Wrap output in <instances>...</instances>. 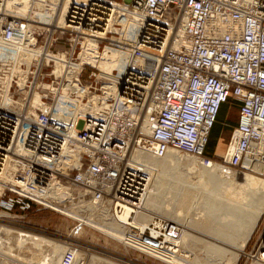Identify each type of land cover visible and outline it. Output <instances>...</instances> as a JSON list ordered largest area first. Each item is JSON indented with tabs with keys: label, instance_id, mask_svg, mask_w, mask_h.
Here are the masks:
<instances>
[{
	"label": "built area",
	"instance_id": "obj_1",
	"mask_svg": "<svg viewBox=\"0 0 264 264\" xmlns=\"http://www.w3.org/2000/svg\"><path fill=\"white\" fill-rule=\"evenodd\" d=\"M123 2L71 3L57 37L72 69L70 77L62 75L58 99L68 104L62 109L46 102L34 113L5 106L20 74L0 75V195L10 192L16 202L51 208L91 203L122 213L130 207L133 221L144 210L150 179L132 151L155 158L176 152L209 166L215 161L206 145L224 105L235 109V119L216 163L238 173L253 171L250 164L264 165V0ZM54 5V0H0V46H25L30 33L37 45V24L53 20ZM131 21L137 26L116 94L99 112L76 116L72 100L84 101L90 91L80 96L68 84L86 87L87 64L74 70L84 44L114 41L112 27ZM133 232L148 245L174 249L173 223L165 218L151 215L143 230ZM62 243L67 249L60 264H92L83 242ZM258 255L264 259V237Z\"/></svg>",
	"mask_w": 264,
	"mask_h": 264
},
{
	"label": "rangeland",
	"instance_id": "obj_2",
	"mask_svg": "<svg viewBox=\"0 0 264 264\" xmlns=\"http://www.w3.org/2000/svg\"><path fill=\"white\" fill-rule=\"evenodd\" d=\"M121 1L123 2V0ZM126 1L128 0H124V2ZM124 2L123 4H125ZM127 24L128 22H121L119 25H116V27L123 28ZM129 24L134 25L132 21ZM37 25H39V37L36 46L41 47L42 49H48V47H50V51L55 54H58L59 52H65L64 45L60 43L59 39L57 40V37L60 34L59 28H57L55 31L48 30L45 28L50 26V23L47 21H43ZM109 37L114 39V41L107 40L101 43L103 48L106 45L117 49H123L126 47L125 44L118 42L121 39V34L119 32L114 31ZM96 47L97 44L93 42V48L91 47V50L93 49V61L89 60L88 56H85L84 53L83 62H93L94 65L98 66L101 70L104 69V71L101 73L98 68L87 65L82 75V85L89 87V91L91 93L88 92L86 94L84 102H87L89 98L93 97V86H98V88L102 87L100 80H103L104 77H109L110 81L103 87L109 88L108 91L115 89V75L118 73L116 70L120 69L119 60L116 61L115 65L106 68L103 63L104 57L102 55L99 56L96 54L98 52L94 51ZM21 66L22 69L26 70L25 65ZM54 69L55 67L53 61H51L50 64L44 66H40L38 64L32 65L28 72L29 78L27 82L24 85H20L19 83L13 84L11 95H13L15 101L20 103L24 110L28 109L30 106L35 91L41 94L43 102L52 105L59 104L60 99H58V97L62 94L65 86L62 84L63 76L56 75L54 73ZM112 70H114V73L110 76L109 74L112 72ZM102 76L104 77L99 79V77ZM37 79L38 84L32 82L37 81ZM84 88H81L80 86L79 90L81 91ZM98 92L100 94V91ZM61 104L64 107L65 105H68L64 102ZM95 104H99L97 99H95ZM36 107L37 106H33V109ZM74 107L77 108L78 112H85L83 109H81V107H79V109L77 104L74 105ZM234 115L235 109H233L231 105H225L220 117L215 123L216 125L213 129L214 138L212 139L213 147L211 148L212 151L209 155L215 161V164H217L216 162H218L219 156H221L224 151L227 139L232 130V125L234 124ZM59 116L64 115L59 114ZM177 154L179 153H172L165 159L149 157V160H154L153 162L156 163V166L151 168L153 169V171H151L153 176L152 184L153 181H160L161 185L162 183L164 185L163 187L161 186V189L158 192L154 193L150 199H148L149 203L146 201L145 207L149 208L147 210L151 213V215H157L165 218L168 221H171L173 223V228H181L182 225L186 226L188 232L192 234L190 235L191 237L188 241L194 243V246H198L195 249V255L198 257H190L189 259H191L195 264H202L201 262L204 257L199 256H202V253L204 252V244H208L209 246L211 244L210 242L221 240L223 243L225 242L224 244H228L230 246V243L219 237L223 236L219 232V229H224L225 226L233 223H229L230 221H228L234 218L231 213L228 212L230 209L231 211H234L232 210L231 205L235 204L240 206L238 209L244 206L243 208H247V210L249 206H251V211H257L256 209L258 206L255 204H260L259 201L262 199L260 197H262V192H264V172H259V170H253L252 168L251 170L253 171L243 172L249 177L252 187H243L242 184L244 179L238 176L236 177V184L220 187V185L214 184L216 182H222L217 177H215L213 181L211 180V182L207 179H204L202 176L201 179H199L200 173L197 170L196 172V168L190 165L194 161L199 160L198 158L182 154V156L191 158L190 163L182 164L177 158H171L173 155L176 156ZM223 170L226 173H235V171L227 168H223ZM186 180H193L192 183H194L192 184V190H189L190 194H186V196L183 197L184 195L180 193L181 198L179 194L176 195L175 199V193L177 192L176 185L180 184L181 181ZM204 180L206 182H203ZM215 180L217 181L215 182ZM152 184L149 192H152ZM261 188L263 189L262 192L260 191L262 190ZM250 189H254L255 192H253V190L251 191ZM187 190H184L183 192L185 193L186 191L187 193ZM178 198L181 200L186 199L187 204L177 203L179 202ZM258 199L260 200L258 201ZM14 200V195L10 192H7L6 195H0V220H2L1 227L8 228L4 235L5 241H3L4 257L2 254L1 257L9 260L10 264H41L45 260L42 258L47 257V261L51 262L50 264H60L63 251L67 248V244L62 243L64 241L66 243H69V241L83 242L85 244V250H83V252L86 253V260H90V263L92 262V264H118L128 260L135 261L138 264H170L134 247L124 246V244L121 242L105 236L103 233L90 227L85 222L81 223V221H78V219L72 217V215L79 216L82 219H85L86 217V220H94L100 224H103L104 222L110 221V211L108 209H103L96 212L93 208L88 212L83 213L80 212V210H70L62 206H57L53 209L51 207L42 206L27 200H24L23 202L20 200L16 202ZM160 202L161 205L165 204V206L163 205L161 208L163 211L157 206ZM174 203H177L178 206H181L179 208H183L178 209L180 214L176 210ZM245 203L248 204V207ZM148 204L153 205L152 209H150L151 207ZM60 210L70 212L71 215H68ZM251 213L253 214L254 212ZM175 214H178V217L181 219L180 221H176L174 219ZM196 221H199V225H193V222ZM143 223V220L138 219V223H135V225L141 224V228ZM127 227L132 229L130 226ZM179 234L177 233L176 236H180V239L185 238L183 233ZM218 234L220 235L218 236ZM263 237L264 210L259 223L251 236V239H249L246 247L243 249V252L236 259L234 264H256L255 261L257 259L255 256H257L258 247ZM191 238H195V240H192ZM50 242L53 243L51 244ZM187 245L191 246V244ZM183 249L185 248H181V251ZM214 250L216 249L214 248ZM215 254H217V252H215ZM215 254L213 257H205V259L207 258L208 260L207 262H209L208 264H228L229 260L232 259L231 255L229 254H227L225 257H217ZM78 259L79 263L83 261V253L78 254ZM198 259L201 262H199Z\"/></svg>",
	"mask_w": 264,
	"mask_h": 264
},
{
	"label": "bare ground",
	"instance_id": "obj_3",
	"mask_svg": "<svg viewBox=\"0 0 264 264\" xmlns=\"http://www.w3.org/2000/svg\"><path fill=\"white\" fill-rule=\"evenodd\" d=\"M75 1L79 2L82 0H54L55 4H57V5H54V7H53V9H54L53 20L47 21L48 23H50V26L45 27V28H47L48 30H51V31L52 30L55 31V30H57V28L64 27L66 17L68 15V12H69L70 7H71V3L75 2ZM102 1H104V0H102ZM40 12H42V11H40ZM39 14H41V13H39ZM132 22L134 23V25H130L129 24L130 22H128V24L123 28H118L116 26H113L111 29L112 32L115 31V32H119L121 34L120 41H122V44H125V46H126L123 49H117V48H114V47H111L108 45H106L103 48L101 45H98V43L96 41H93V40H88L84 44L83 51L80 55L81 56L80 57L81 58V64H80L79 68H76L74 70L80 71V69L82 68V65L87 64L90 66L97 67L101 71V73L104 71V69L101 70L98 66L94 65L93 62L92 63L87 62V61L83 62V54L84 53H85V56H88L89 60L93 61V55H92L93 49L91 50V47L93 48V42L97 44V47L94 50V51L98 52L96 54H98L99 56L102 55L104 57V62H103L104 66H106V68L109 66L111 67V66L115 65L117 60H119L120 69L116 70V71H118V73H117V75H115L116 76V81L114 84L115 89H112V91H108L109 88L103 87L105 84L109 83L110 78L102 76V77H99V79L104 77L103 80H100L101 81L100 84L102 85V87L99 88L101 90L100 94H98V93L94 94L93 93L94 94L93 98H90L87 102H84V101L80 100L79 98L72 100V102H75L77 104L78 108L81 107V109H83L85 111L84 113H82L81 111L78 112L77 108L75 107V110H76L75 114H77L76 116H78V115H82V116L93 115V114L99 112V110L103 106H105L107 104V102L116 94L117 89H118V82H119L120 76L122 75L124 68H125V64L129 58L130 45H131L132 40L134 38L135 27L137 26L136 21H132ZM30 44H31V46H30ZM51 61L54 62V67H55L54 73L56 75H64V76L70 77V74L72 73V69H67V67L69 66V60L67 59L65 53L61 52V53L55 54V53L51 52L50 50L42 49L41 47L36 46V37L31 33L29 34L28 43L25 44V46H16V47L9 46V45H1L0 46V75L6 74V73H9L12 71L18 72L20 74V77H18L20 85H24L27 82V80L29 78L28 72H29L30 67H32V65L38 64L40 66H44V65L50 64ZM21 65H25L26 70L22 69ZM101 68H103V67H101ZM113 73H114V70H112V72H110L109 75L111 76V74H113ZM68 86L73 91L78 92L80 94V96L86 94L88 92L87 89H89L88 87H85L83 90L80 91L79 90L80 85H78V84H68ZM94 88L97 89L98 86H95ZM95 99L98 100V102H99L98 105L95 104ZM3 104L5 106H8L9 108H12V109H17V110L21 109L20 103L18 101H15V99L13 98V95H11V94L4 98ZM39 105L43 106L42 97H41V94L39 92L35 91L33 94L31 104L27 109V112L28 113H34L35 111L33 110V106H39ZM57 108L58 109L63 108V105H61V103H59V104H57ZM220 112H221V110H220ZM220 112H219V114H220ZM149 129H150V122L148 119H146V121H144L143 130L146 133H148ZM172 153H175V152L168 153V155H166V157H164V158H156V159H165L169 155H171ZM174 155L171 157L172 159L177 158L179 160V162H181L182 164L190 163L191 158L186 157V156H182V154L181 155L177 154L176 156H174ZM132 156L135 159H138L139 161H142V163L144 162L146 164V166L148 168L149 179H150V186L148 188L146 198L144 201L145 202L144 203V210H142L140 212V214H138L133 221H130V218H129V216L131 214V208L130 207H126L122 213L111 212L110 208H107V207L102 208L100 206H95L94 204H91V203H85L83 205H71V206H66L64 208H68L70 210H80V212H83V213L88 212L90 209H93V208L96 212L103 210V209H108L110 211V213H109L110 221L104 222L103 224H100L94 220L93 221L92 220H86V217H85V219L84 218L82 219L79 216H73V215H72V217L75 219H78V221H81V223L85 222L90 227H92L95 230H98L101 233H103L105 236L121 242L122 244H124V246L134 247V248L139 249L143 252L151 254L155 258H158V259L165 261L167 263H170V264H195L189 258L190 257H198L195 255L196 254L195 249L198 246H194L193 245L194 243H192L191 241H188L189 238L191 237L190 235H192V234H190L188 232L186 226L182 225L181 228H176V227L173 228L176 235H177V233L178 234L183 233L185 235L184 239H180V236H176L173 238L174 239V242H173L174 249L173 250L165 248V247H163V245L154 246V247L151 245H148V244L144 243L141 240V238H139L138 235H136L133 232V227L138 228V230L139 229L143 230L145 228V226H146L145 223H147L151 218V213L147 210L149 208L145 207L146 201H147V203H149L148 199H150V197L154 193L158 192L161 189V186L163 187L164 184L162 183V185H161L160 181H155V182L153 181V184H152L153 176L151 174V171H153V169H151V168L155 167L156 163L153 162L154 160L153 161L149 160V157H152V158H155V157H153V156H151L145 152H140L137 150L132 151ZM190 165L192 167H195L196 168L195 171L197 170L200 173V175L198 174L199 179H201V176H202L204 179H207L208 181L211 182V180L213 181L214 178L217 177L222 182H216L217 180H215L216 183H214V184L220 185V187L221 186L226 187V186H229L232 184H236V180H237L236 177L237 176L242 177L244 179V182L242 184L243 187L248 188L249 186H251L249 177L247 175H245V173H238V172H235V173L227 172L226 173V172H224L222 166L215 164L214 162H212L209 166H206V165H202L199 160H196L193 163H191ZM250 167L253 170H259V172L260 171L264 172V165L250 164ZM187 181L188 180L181 181L180 184L176 185V187H177L176 193L177 194L175 193V199H176V195H179L180 193L184 195L183 197H185L186 194H190L189 190H192V187H193L192 184H194V183H192L193 180L188 181V182ZM203 182H206V181L204 180ZM151 184L153 186L152 192L151 191L149 192V189L151 188ZM263 185H264V182H263ZM263 188H264V186H263ZM254 189H256V188H254ZM254 189H250V190L251 191L253 190V192H255ZM184 190H187L188 192L186 193V191H185V193H184L183 192ZM260 191L262 192L263 189ZM181 194H180V198H181ZM260 198H262L261 201H259L260 199H258L260 204L259 205L255 204L258 206L256 209L257 210L256 212L251 211L252 209L250 210L251 206H249V208L247 210V208L246 209L243 208L244 206L238 209V207H240V206H237L235 204L231 205L232 210H234L235 212L231 211V209L228 212H230L234 218L230 219L228 221H230L229 223H231V222H233V223L228 225V226H225L224 229L223 228L219 229V232L221 233V235H223L222 236L223 238L221 236H219L220 234H218V236L221 239L230 243V246L228 244L227 245L224 244L225 242L223 243L221 240H216L215 242H210L211 244L209 246H208V244L207 245L204 244L203 245V247L205 246V248L203 249L204 252L202 253V256H199V257H204V258H203L202 262L198 259L199 262H201L202 264H208L209 262H207L208 261L207 258L213 257L215 252H217V254H215L217 257H225L227 254L231 255L232 259L229 260L228 264H234L236 259L243 252V249L246 247L249 239H251V236H252L253 232L255 231V229L259 223V220L261 218V215L263 213V210H264V192H262V197H260ZM161 202L158 203V205H157L159 209H161L163 207V205L165 206V204L161 205ZM162 203H164V202H162ZM177 203L185 204L186 199H183V200L179 199V202H177ZM177 203H174V205L176 206V210L178 211V209H183V208H179L181 206H178ZM245 204H247V203H245ZM148 205H150V207H151L150 209H152L153 205L152 204H148ZM55 207H57V206H52L53 209ZM247 207H248V204H247ZM60 211L66 213L68 215H71L70 212H66L65 210H60ZM107 211H105V212H107ZM251 212H254V213L252 214ZM178 213H179V211H178ZM138 219H141L144 222L142 224L141 228H140L141 224L135 225V223H138ZM174 219L176 221L181 220L178 217V214L174 215ZM198 222L199 221H196V222H193L194 224L193 223L192 224L193 225H196V224L199 225ZM127 226L132 227V229L127 227ZM7 230H8V228H6V227H1V229H0V252H1L2 256H3V252H4V249H3L4 248L3 241H5L4 235H5ZM25 238H27V237H25ZM191 239L195 240V238H191ZM29 241H30V239H29ZM50 243L52 244L53 242H50ZM187 244H191V246H188ZM183 247L185 249H183L181 251V248H183ZM199 248H201V247H199ZM214 248L216 250H214ZM205 257H207V258L205 259ZM256 257H258L257 260L255 261L256 264H264V259L259 258L262 256L258 255ZM42 259L43 260L45 259L46 261L44 260L42 263L40 261L41 264H50L51 263L50 261H47L48 257L42 258ZM0 264H10V262H9V260L3 258L1 260ZM12 264H14V263H12Z\"/></svg>",
	"mask_w": 264,
	"mask_h": 264
},
{
	"label": "trees",
	"instance_id": "obj_4",
	"mask_svg": "<svg viewBox=\"0 0 264 264\" xmlns=\"http://www.w3.org/2000/svg\"><path fill=\"white\" fill-rule=\"evenodd\" d=\"M223 108H224V107H223ZM223 108L221 109V112H222ZM221 112H220V114H219V117H220V115H221ZM215 125H216V124H214V126L212 127V129H211V131H210L209 140H208V143H207V145H206V150H205V152H206V154H208V155H210V153H211V151H212L211 148L213 147V141H212V139L214 138V137H213V129H214ZM211 141H212V142H211Z\"/></svg>",
	"mask_w": 264,
	"mask_h": 264
},
{
	"label": "crops",
	"instance_id": "obj_5",
	"mask_svg": "<svg viewBox=\"0 0 264 264\" xmlns=\"http://www.w3.org/2000/svg\"><path fill=\"white\" fill-rule=\"evenodd\" d=\"M74 105H76L75 102H74Z\"/></svg>",
	"mask_w": 264,
	"mask_h": 264
}]
</instances>
